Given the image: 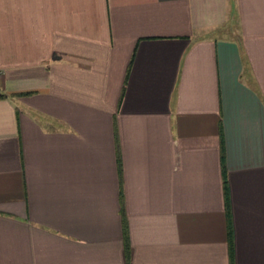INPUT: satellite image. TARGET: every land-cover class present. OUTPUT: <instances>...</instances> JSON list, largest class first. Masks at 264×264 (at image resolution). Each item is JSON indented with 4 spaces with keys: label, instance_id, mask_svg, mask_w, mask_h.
<instances>
[{
    "label": "crops",
    "instance_id": "0c3cea01",
    "mask_svg": "<svg viewBox=\"0 0 264 264\" xmlns=\"http://www.w3.org/2000/svg\"><path fill=\"white\" fill-rule=\"evenodd\" d=\"M0 96V264H264V0H0Z\"/></svg>",
    "mask_w": 264,
    "mask_h": 264
},
{
    "label": "trees",
    "instance_id": "16d2710c",
    "mask_svg": "<svg viewBox=\"0 0 264 264\" xmlns=\"http://www.w3.org/2000/svg\"><path fill=\"white\" fill-rule=\"evenodd\" d=\"M1 97V96H0ZM226 210H227V203H226ZM228 237L230 238V231H229V228H228ZM124 254H125V257L127 256V252H128V249H127V245H125V249H124ZM229 264H231V250L229 249Z\"/></svg>",
    "mask_w": 264,
    "mask_h": 264
}]
</instances>
